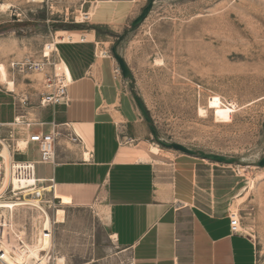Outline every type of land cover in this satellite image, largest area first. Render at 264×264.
Returning <instances> with one entry per match:
<instances>
[{"label":"rangeland","instance_id":"obj_1","mask_svg":"<svg viewBox=\"0 0 264 264\" xmlns=\"http://www.w3.org/2000/svg\"><path fill=\"white\" fill-rule=\"evenodd\" d=\"M84 10L80 0H0V65L14 83V94L39 100L44 73L53 67L34 71L19 66L28 59L42 61L45 47L60 74V64L46 45L53 42L55 31L87 22ZM149 14L159 30V55L153 66L145 58L137 60L132 86L150 119L147 123L141 115L148 126V149H159L151 154L153 162L169 168L172 157L184 153L160 145L149 124L163 141L238 159L225 164L193 156L209 166V205L238 215L240 232L254 243L256 264H264V166L256 165L264 157V0H153ZM112 44L107 51L113 58ZM6 87L0 82V89ZM21 127H0V139L15 162L33 153L30 149L24 156L17 151V141L23 140ZM2 176L0 157V183ZM4 198L34 199L32 193L14 195L10 188ZM35 207L0 209V252L13 251L21 258L35 242L44 214ZM58 208L64 210V221L54 224ZM44 209L52 220L50 229H44L51 241L48 264H129L108 236L104 206L55 202Z\"/></svg>","mask_w":264,"mask_h":264},{"label":"crops","instance_id":"obj_2","mask_svg":"<svg viewBox=\"0 0 264 264\" xmlns=\"http://www.w3.org/2000/svg\"><path fill=\"white\" fill-rule=\"evenodd\" d=\"M145 1L80 0L87 22L54 32L52 54L71 78L65 104L42 107L40 98L32 102L24 93L0 89V127L19 120V155L33 152L12 162L37 160L29 134L58 133L53 163L36 164L32 180L12 192L46 188L52 204L104 206L108 236L129 264H256L253 241L230 231L225 208L209 205L205 162L186 154L174 155L165 169L153 162L157 153L148 149V126L132 96V66L139 58L153 66L159 55V30L150 14L130 27ZM110 38L132 74L130 83L114 72ZM74 133L80 144L69 140ZM35 179L40 183L34 187Z\"/></svg>","mask_w":264,"mask_h":264},{"label":"bare ground","instance_id":"obj_3","mask_svg":"<svg viewBox=\"0 0 264 264\" xmlns=\"http://www.w3.org/2000/svg\"><path fill=\"white\" fill-rule=\"evenodd\" d=\"M7 5V4H6ZM5 5H2L4 7ZM1 7V8H2ZM47 49H54V44L49 43L46 45ZM62 72L61 74L67 79V83L71 82V78L69 75V71L67 66L64 62H62ZM0 82L7 86V89L13 90L14 85L12 81L7 79L6 71L3 66L0 65ZM199 112L203 113V110L200 108ZM0 157L3 161V176L0 183V209H8L9 211L12 209L13 206L21 205V204H29V205H36L40 207L41 211L44 213L42 218L39 219L37 230H36V237L35 242L27 247V251L23 257L19 258L16 257L17 255L13 251L3 250L0 252V262L2 264H23L26 259L31 261V264H48L47 257L49 256V252L51 249V241L46 236V232L44 229H50L52 220L48 217L47 211L39 205V201L37 200H29V199H11L5 200L4 193L5 191L10 188L11 191H18L32 180L31 175L22 176L19 173V166L22 165L20 163L12 162V155L11 151L6 143H4L0 139ZM17 151H19L17 149ZM153 153H158L159 149L156 145L151 146V150ZM252 187V184L250 185ZM44 191H47L46 188ZM4 212H2L3 214ZM64 210L58 208L54 215L53 223H61L64 221L63 219ZM3 245H0V247ZM3 248V247H1ZM58 263H62L63 258L57 259Z\"/></svg>","mask_w":264,"mask_h":264},{"label":"built area","instance_id":"obj_4","mask_svg":"<svg viewBox=\"0 0 264 264\" xmlns=\"http://www.w3.org/2000/svg\"><path fill=\"white\" fill-rule=\"evenodd\" d=\"M87 18V16L85 15ZM51 53V52H50ZM51 55H47L45 53V47L44 51L42 53V61H31L28 59L26 64H23L21 67L19 66L20 70H24L23 66H27L29 69L34 71H44V69H47L48 66H52L53 70L51 72L46 71L44 73L43 78V92L40 97L39 104L42 107L52 106V105H62L66 103V96H67V80L64 78V76L60 73H56V65L57 63H54L51 61ZM115 73H119L118 67L114 70ZM16 123H21L19 120H15ZM27 125H30L27 123ZM58 133L55 132H35L28 135V142L33 143L36 145L38 157L35 161H26L23 162L22 165L19 166V173L22 176H30L35 173V165L36 164H49L53 163L54 160V142H55V136ZM69 137V140L75 143H81V138L74 133L73 135L67 134ZM37 182V185H39L40 180L35 179L32 186L35 187V183ZM49 187H52L49 186ZM45 193L47 191L41 190L37 191L35 190L32 193V196L34 199L39 200V205L43 208H48L51 202L46 198ZM32 207V206H31ZM34 207V206H33ZM35 208L40 207L36 206ZM229 218V226L230 231L232 233H240V220L238 215L235 212H230L228 214Z\"/></svg>","mask_w":264,"mask_h":264},{"label":"water","instance_id":"obj_5","mask_svg":"<svg viewBox=\"0 0 264 264\" xmlns=\"http://www.w3.org/2000/svg\"><path fill=\"white\" fill-rule=\"evenodd\" d=\"M152 5H153V0H148V3L141 9V12L138 14V16L131 22L130 24L131 28H135L136 26H138L147 17L148 13L152 8ZM110 51L114 60L117 63V67L120 71L121 76L125 79H129L130 81H132L133 77L130 70L126 66L122 57L117 52V42L112 45ZM132 96L141 115L143 116V118L147 123H150L148 114L144 109V107L142 106V104L140 103V101L138 100L137 96L134 93H132ZM149 128L155 140L163 147L171 148L187 155L196 156L202 159H208L210 161H214L218 163L233 164L238 162V159H236L235 157H227L225 155L205 152L202 150H193L179 143L163 141L162 139L156 136V133L150 124H149ZM256 165L260 167L264 166V157L260 159L258 162H256Z\"/></svg>","mask_w":264,"mask_h":264}]
</instances>
